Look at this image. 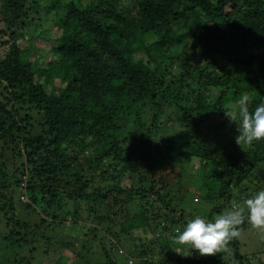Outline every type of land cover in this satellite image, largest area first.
I'll return each instance as SVG.
<instances>
[{
	"label": "trees",
	"instance_id": "1",
	"mask_svg": "<svg viewBox=\"0 0 264 264\" xmlns=\"http://www.w3.org/2000/svg\"><path fill=\"white\" fill-rule=\"evenodd\" d=\"M32 39L49 41L46 56ZM0 48V214L9 228L0 238L32 247L16 264H32L35 245L52 247L54 226L79 224L80 203L105 264L249 260L240 253L246 216L224 245L229 256L178 244L193 214L172 196L187 197L185 184L198 179L214 195L202 200L207 220L264 189V140L238 145L225 114L239 119L243 95L250 111L264 101V0H0ZM19 190L53 221L21 218Z\"/></svg>",
	"mask_w": 264,
	"mask_h": 264
},
{
	"label": "rangeland",
	"instance_id": "2",
	"mask_svg": "<svg viewBox=\"0 0 264 264\" xmlns=\"http://www.w3.org/2000/svg\"><path fill=\"white\" fill-rule=\"evenodd\" d=\"M29 44H31L32 51L36 54V56L41 54L43 56H46V54L48 53V49H46L47 45L49 44L48 40L44 39L43 41H40L39 39H32V42ZM35 45L38 46L37 49L35 48ZM21 46H25V43L23 44L21 42ZM181 49L182 48H180L179 50ZM2 59L3 51L0 48V61ZM46 59L47 58H45V64L47 63ZM164 136L165 135L160 134L158 137H156V139L161 140V138ZM212 136H214V138L216 137L214 134H212ZM156 145H158V143ZM8 167L10 169H14L15 167H17V164H9ZM185 169L187 171H191L193 169V165L186 164ZM180 181L183 184H185L186 182V180H182L181 177ZM121 184L123 186H129L131 182L129 178L126 177L121 181ZM170 184H172L170 189L172 190L173 194L177 190V185H175L173 180L170 181ZM185 185H187L189 192L194 193L196 201L192 203L193 195L191 193L190 195H187V197L183 198H177L173 195L172 197H174V201L179 203L180 207L192 213L193 217L199 215L200 217L206 219V217L203 216L206 215L203 214V209H210V207L208 203L202 200H205V198H213L214 195L211 194L212 192L205 191V187H203V185H200L198 179H193L191 177L189 183ZM23 193L24 192L19 190V193L16 196L18 203L20 202L19 208L21 211V218L26 220V222L30 225H32V223H34L35 221L40 223L42 219H46L48 223L53 221L51 217H48L45 214H38V212L34 211V208L28 209L27 205L29 204L30 200L28 199V196L24 195ZM196 196L198 197V199H196ZM77 208L80 211V215L82 213V221L79 222V224L73 225V220H71V218L69 217L65 222L66 226H58L55 224L56 226H54L51 230L54 231L53 235L55 237L59 234L56 242H53L52 247L43 242L41 244L35 245L37 251L34 253L35 259L32 264H80L82 261V256L92 264L106 263L105 257L102 256L101 247H99V241H93V233H91L90 231V228L97 227V223L93 222V217L88 216V211H86L84 203L78 204ZM20 211L18 209V211H16L15 213H20ZM99 213L104 214L105 209L101 208V210H99ZM2 217H4L3 213L0 214V233L5 235L9 232V228L6 227V224ZM41 225H39V227ZM47 228L49 227L41 226L38 231L42 232ZM99 229L101 230V232L98 234L99 237L104 238V243L109 246L110 243L114 240H112V237L110 235L106 234V226L100 225ZM31 230H33V228H29L28 232H31ZM22 233H24V231H22ZM134 234L136 237H145V235L147 236V234H144L141 231H136ZM61 237L62 241L60 239ZM61 242L67 243L69 246H65L64 248L58 246ZM240 243V253L249 259L245 262V264L252 262V259L254 260V264H262V260H264V229H254L251 227V225H249L245 229H242L240 231ZM6 244L7 243H5L4 239L0 238V264H16V262L19 261L22 256H29L32 252V247L29 245L27 246V243H25L24 245L22 242H20L9 247L6 246ZM177 248H179L178 245ZM120 249L121 250H119V253L114 255H117V259H122L121 261L123 262L124 257H120V251L125 252L126 249L124 247H121ZM47 250L52 253L50 256H46L45 252ZM220 251L225 253L226 256H229L230 249L228 247L223 246ZM130 260H128V264H130ZM226 260L229 264H239L237 260L232 258L230 259V257H227Z\"/></svg>",
	"mask_w": 264,
	"mask_h": 264
},
{
	"label": "clouds",
	"instance_id": "3",
	"mask_svg": "<svg viewBox=\"0 0 264 264\" xmlns=\"http://www.w3.org/2000/svg\"><path fill=\"white\" fill-rule=\"evenodd\" d=\"M250 103L247 95L236 101L238 120L225 113L236 123L235 140L238 145L264 140V101H260L251 111ZM245 216L252 228L264 229V189L257 190L241 204L214 219L206 220L199 215L187 219L175 238L176 242L188 245L191 252L195 251L201 256L214 254L229 240L239 236L237 226Z\"/></svg>",
	"mask_w": 264,
	"mask_h": 264
},
{
	"label": "built area",
	"instance_id": "4",
	"mask_svg": "<svg viewBox=\"0 0 264 264\" xmlns=\"http://www.w3.org/2000/svg\"><path fill=\"white\" fill-rule=\"evenodd\" d=\"M130 264H135V262H133V259L130 260Z\"/></svg>",
	"mask_w": 264,
	"mask_h": 264
},
{
	"label": "water",
	"instance_id": "5",
	"mask_svg": "<svg viewBox=\"0 0 264 264\" xmlns=\"http://www.w3.org/2000/svg\"><path fill=\"white\" fill-rule=\"evenodd\" d=\"M60 239H61V241H62V237H61Z\"/></svg>",
	"mask_w": 264,
	"mask_h": 264
}]
</instances>
